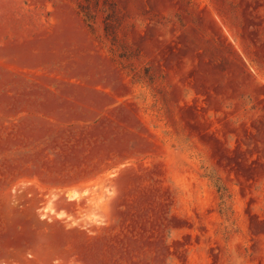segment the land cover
Returning a JSON list of instances; mask_svg holds the SVG:
<instances>
[{"label": "rangeland", "instance_id": "374dc122", "mask_svg": "<svg viewBox=\"0 0 264 264\" xmlns=\"http://www.w3.org/2000/svg\"><path fill=\"white\" fill-rule=\"evenodd\" d=\"M0 264H264V0H0Z\"/></svg>", "mask_w": 264, "mask_h": 264}]
</instances>
